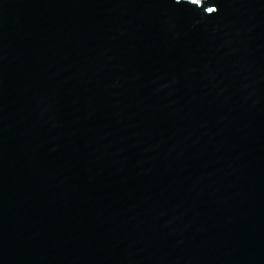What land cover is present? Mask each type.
Returning <instances> with one entry per match:
<instances>
[{"label":"water","instance_id":"1","mask_svg":"<svg viewBox=\"0 0 264 264\" xmlns=\"http://www.w3.org/2000/svg\"><path fill=\"white\" fill-rule=\"evenodd\" d=\"M0 264H264V0H0Z\"/></svg>","mask_w":264,"mask_h":264},{"label":"snow or ice","instance_id":"2","mask_svg":"<svg viewBox=\"0 0 264 264\" xmlns=\"http://www.w3.org/2000/svg\"><path fill=\"white\" fill-rule=\"evenodd\" d=\"M191 2L193 4H200V0H191ZM207 10H208V12H214L215 11V9H213V8H208Z\"/></svg>","mask_w":264,"mask_h":264}]
</instances>
